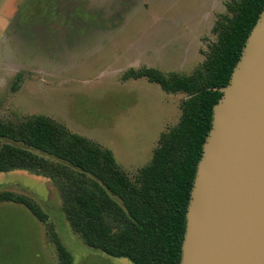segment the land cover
<instances>
[{
  "label": "rangeland",
  "instance_id": "obj_1",
  "mask_svg": "<svg viewBox=\"0 0 264 264\" xmlns=\"http://www.w3.org/2000/svg\"><path fill=\"white\" fill-rule=\"evenodd\" d=\"M232 1L0 0V121L46 116L110 150L135 180L162 135L180 123L189 96L125 74L154 68L192 75L217 42L214 28ZM8 142L0 138V148ZM7 190L35 200L49 221L21 204L0 203V264H58L52 231L73 264H133L86 245L48 177L0 172V192Z\"/></svg>",
  "mask_w": 264,
  "mask_h": 264
},
{
  "label": "trees",
  "instance_id": "obj_2",
  "mask_svg": "<svg viewBox=\"0 0 264 264\" xmlns=\"http://www.w3.org/2000/svg\"><path fill=\"white\" fill-rule=\"evenodd\" d=\"M263 9L264 0L228 3L227 15L214 28L217 42L190 76H166L154 68L125 74L126 79L145 78L167 93L189 96L180 123L162 135L152 162L135 180L110 150L43 115L20 124L0 121V138L11 141L0 148V172L21 169L51 179L67 220L87 246L133 264H180L188 205L213 109ZM5 202L25 206L48 224V214L25 194L1 191L0 203ZM51 239L58 264H73L56 232Z\"/></svg>",
  "mask_w": 264,
  "mask_h": 264
},
{
  "label": "water",
  "instance_id": "obj_3",
  "mask_svg": "<svg viewBox=\"0 0 264 264\" xmlns=\"http://www.w3.org/2000/svg\"><path fill=\"white\" fill-rule=\"evenodd\" d=\"M180 264H264V9L213 109Z\"/></svg>",
  "mask_w": 264,
  "mask_h": 264
}]
</instances>
